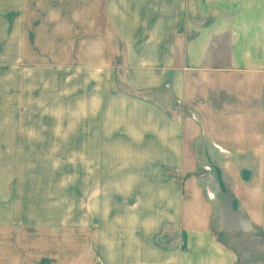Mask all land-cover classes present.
Wrapping results in <instances>:
<instances>
[{
    "label": "crops",
    "instance_id": "0c3cea01",
    "mask_svg": "<svg viewBox=\"0 0 264 264\" xmlns=\"http://www.w3.org/2000/svg\"><path fill=\"white\" fill-rule=\"evenodd\" d=\"M0 49L121 161L81 167L78 231L0 216V264H264V0H0Z\"/></svg>",
    "mask_w": 264,
    "mask_h": 264
},
{
    "label": "rangeland",
    "instance_id": "374dc122",
    "mask_svg": "<svg viewBox=\"0 0 264 264\" xmlns=\"http://www.w3.org/2000/svg\"><path fill=\"white\" fill-rule=\"evenodd\" d=\"M79 38L65 50L68 63H74ZM18 61L2 64L0 49V216L19 219L17 226L23 228V234L18 239L24 245L34 227L42 231L62 222L65 231L57 230L58 237L78 231L83 205L81 167L85 161L92 163L97 149L104 151L101 163L105 173L121 161L106 154L117 144L99 147L80 142L83 127L78 87L68 86L64 75L50 77L47 67L33 64L30 58ZM86 152L90 158L83 161ZM82 214L86 215L85 208ZM245 258L255 262L264 256Z\"/></svg>",
    "mask_w": 264,
    "mask_h": 264
},
{
    "label": "built area",
    "instance_id": "2783aa9c",
    "mask_svg": "<svg viewBox=\"0 0 264 264\" xmlns=\"http://www.w3.org/2000/svg\"><path fill=\"white\" fill-rule=\"evenodd\" d=\"M209 196H210V194H209Z\"/></svg>",
    "mask_w": 264,
    "mask_h": 264
}]
</instances>
